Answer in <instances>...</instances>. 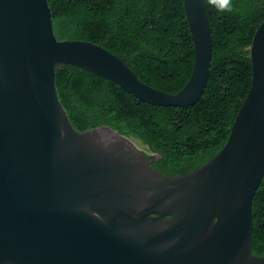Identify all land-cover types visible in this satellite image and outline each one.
I'll use <instances>...</instances> for the list:
<instances>
[{
  "label": "water",
  "instance_id": "obj_1",
  "mask_svg": "<svg viewBox=\"0 0 264 264\" xmlns=\"http://www.w3.org/2000/svg\"><path fill=\"white\" fill-rule=\"evenodd\" d=\"M183 7L194 64L170 94L99 45L58 40L48 0H0V264H264L252 253L264 177V21L226 144L183 176L153 169L159 154L107 126L76 131L57 94L56 71L73 65L150 105H195L210 76L212 28L203 0Z\"/></svg>",
  "mask_w": 264,
  "mask_h": 264
},
{
  "label": "trees",
  "instance_id": "obj_2",
  "mask_svg": "<svg viewBox=\"0 0 264 264\" xmlns=\"http://www.w3.org/2000/svg\"><path fill=\"white\" fill-rule=\"evenodd\" d=\"M212 28L210 76L199 101L188 107L144 103L113 82L82 68L56 71L61 104L80 133L107 126L149 146L153 168L183 176L207 163L226 144L251 84L250 46L264 21V0H233L219 13L203 0ZM58 40L99 45L124 59L143 83L174 94L187 84L194 46L183 0H48ZM252 253L264 257V177L252 205Z\"/></svg>",
  "mask_w": 264,
  "mask_h": 264
},
{
  "label": "clouds",
  "instance_id": "obj_3",
  "mask_svg": "<svg viewBox=\"0 0 264 264\" xmlns=\"http://www.w3.org/2000/svg\"><path fill=\"white\" fill-rule=\"evenodd\" d=\"M208 3L213 6L219 13H234L237 11L233 4V0H208ZM98 140L100 143L104 145V147H108L109 145L103 142V133H96ZM147 195L151 196L153 193H148ZM171 201H167L166 203H170ZM142 210V209H141Z\"/></svg>",
  "mask_w": 264,
  "mask_h": 264
},
{
  "label": "rangeland",
  "instance_id": "obj_4",
  "mask_svg": "<svg viewBox=\"0 0 264 264\" xmlns=\"http://www.w3.org/2000/svg\"><path fill=\"white\" fill-rule=\"evenodd\" d=\"M136 142H137V145L138 147L143 150V151H146V152H149L150 151L147 149V145L143 144L141 141L137 140V139H134ZM140 145V146H139Z\"/></svg>",
  "mask_w": 264,
  "mask_h": 264
},
{
  "label": "flooded vegetation",
  "instance_id": "obj_5",
  "mask_svg": "<svg viewBox=\"0 0 264 264\" xmlns=\"http://www.w3.org/2000/svg\"><path fill=\"white\" fill-rule=\"evenodd\" d=\"M150 152H152V151H150ZM154 159H155V161L151 162V164H150V166H151L152 168H153V164H154L157 160H159L160 157H159V156H154ZM153 169H155V168H153ZM170 218H171V217L167 216V217H165L164 220H170Z\"/></svg>",
  "mask_w": 264,
  "mask_h": 264
},
{
  "label": "bare ground",
  "instance_id": "obj_6",
  "mask_svg": "<svg viewBox=\"0 0 264 264\" xmlns=\"http://www.w3.org/2000/svg\"><path fill=\"white\" fill-rule=\"evenodd\" d=\"M137 143V142H136ZM140 146V145H139Z\"/></svg>",
  "mask_w": 264,
  "mask_h": 264
}]
</instances>
